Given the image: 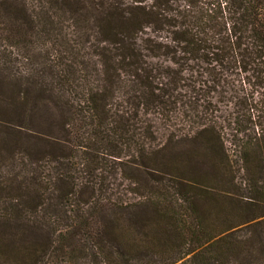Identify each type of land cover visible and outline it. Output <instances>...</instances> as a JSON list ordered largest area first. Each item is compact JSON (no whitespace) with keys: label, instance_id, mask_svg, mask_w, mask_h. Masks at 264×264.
Returning <instances> with one entry per match:
<instances>
[{"label":"trees","instance_id":"16d2710c","mask_svg":"<svg viewBox=\"0 0 264 264\" xmlns=\"http://www.w3.org/2000/svg\"><path fill=\"white\" fill-rule=\"evenodd\" d=\"M0 264H264V0H0Z\"/></svg>","mask_w":264,"mask_h":264}]
</instances>
